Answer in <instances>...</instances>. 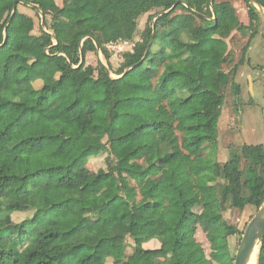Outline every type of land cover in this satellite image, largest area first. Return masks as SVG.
Returning a JSON list of instances; mask_svg holds the SVG:
<instances>
[{"label":"trees","instance_id":"trees-1","mask_svg":"<svg viewBox=\"0 0 264 264\" xmlns=\"http://www.w3.org/2000/svg\"><path fill=\"white\" fill-rule=\"evenodd\" d=\"M176 1L0 0V264H233L227 238L242 230L223 213L263 202L264 145L213 157L231 80L215 34L261 14L245 0L244 25L227 0ZM18 5L43 14L38 34ZM118 41L133 46L111 70ZM96 44L106 64L86 63ZM98 156L94 172L76 168ZM153 182L173 191L149 194Z\"/></svg>","mask_w":264,"mask_h":264},{"label":"rangeland","instance_id":"rangeland-1","mask_svg":"<svg viewBox=\"0 0 264 264\" xmlns=\"http://www.w3.org/2000/svg\"><path fill=\"white\" fill-rule=\"evenodd\" d=\"M59 1V0H57ZM222 1V0H217ZM235 8L238 19L244 24H249L248 7L245 0H227ZM18 10L30 15L34 20L33 33L38 34L41 25V16L35 14L30 8L18 5ZM147 14L138 19V29L134 41L139 39L140 32L145 26ZM216 36L223 38L227 42L229 55L223 64L225 72H229L231 80L224 88V101L221 106V114L218 121V137L214 148L213 157L223 162L228 157V150L231 146L242 143L263 144L264 145V17L261 15L255 29L242 31L228 30L220 27ZM203 44L208 45L211 40L209 32L197 36ZM132 42L119 41L109 43L107 49L111 54V70H115L121 60L124 51L132 50ZM247 58V61H246ZM243 59V60H242ZM105 60L100 50L88 52L86 63L95 66L97 61ZM242 60V61H241ZM112 77L116 75L110 72ZM104 164L103 156L81 161L77 169L83 174H90ZM172 192L173 188L167 185L153 182L147 187L149 194H159L160 192ZM107 194L114 197L118 202L120 194L115 187L107 189ZM257 209L252 205L245 206L242 210L229 209L223 213L227 223L242 230ZM24 213H14L15 221L21 220ZM242 234V233H241ZM241 234L230 235L227 238L230 253L235 255ZM195 238L201 243L206 256H209L210 245L204 232L199 228Z\"/></svg>","mask_w":264,"mask_h":264},{"label":"water","instance_id":"water-1","mask_svg":"<svg viewBox=\"0 0 264 264\" xmlns=\"http://www.w3.org/2000/svg\"><path fill=\"white\" fill-rule=\"evenodd\" d=\"M211 2V0H209ZM259 10L260 14L264 17V10L262 7L256 2V0H250ZM179 2V0L176 1V3ZM30 6H34L33 4H29ZM175 4H173L174 6ZM17 1H14L13 3V12L16 10ZM172 6V8H173ZM167 12V11H165ZM164 13V12H163ZM161 14V13H160ZM41 16V25L42 28L45 27L44 17L43 14L40 12ZM211 19H215V16H213ZM155 18L153 19V21ZM154 27V24H153ZM97 50H99L98 45L96 44ZM149 44L146 48V51L148 50ZM81 54V60L83 59L82 53ZM146 54V52H145ZM144 54V56H145ZM143 56V57H144ZM247 61V58H246ZM101 63H103L100 60ZM104 64V63H103ZM130 68H127L123 74H125ZM107 72L109 70L106 68ZM110 74V72H109ZM111 76V75H110ZM112 77V76H111ZM112 77V78H116ZM264 236V199L259 208L257 209L256 213L250 218V220L246 223L243 232L241 234V238L237 247V250L234 255V262L233 264H249L252 257L254 256L255 250H257V255L259 251V246L261 242V238ZM257 261V257H256Z\"/></svg>","mask_w":264,"mask_h":264},{"label":"bare ground","instance_id":"bare-ground-1","mask_svg":"<svg viewBox=\"0 0 264 264\" xmlns=\"http://www.w3.org/2000/svg\"><path fill=\"white\" fill-rule=\"evenodd\" d=\"M256 257H257V250H255L254 256L252 257V259L249 262V264H256Z\"/></svg>","mask_w":264,"mask_h":264},{"label":"built area","instance_id":"built-area-1","mask_svg":"<svg viewBox=\"0 0 264 264\" xmlns=\"http://www.w3.org/2000/svg\"><path fill=\"white\" fill-rule=\"evenodd\" d=\"M119 42V41H118ZM124 42H128V41H124ZM113 43H117V42H113ZM132 46H133V44H132Z\"/></svg>","mask_w":264,"mask_h":264}]
</instances>
